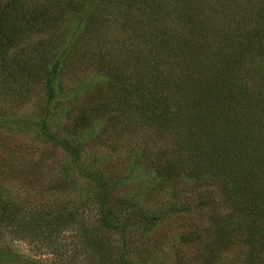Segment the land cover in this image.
<instances>
[{
	"label": "rangeland",
	"instance_id": "374dc122",
	"mask_svg": "<svg viewBox=\"0 0 264 264\" xmlns=\"http://www.w3.org/2000/svg\"><path fill=\"white\" fill-rule=\"evenodd\" d=\"M180 1L149 0L143 8L133 0H111L112 6L80 0L69 9L64 24L70 38L64 48L70 53V39L75 40L93 10L104 13L103 8L115 31V41L104 48L112 56L100 65L97 56L79 59L86 54L80 50L65 55L71 57L65 87L47 117L42 83L21 75L3 86L0 264H264V173L243 194L260 200L245 204L228 191L234 179L215 173L223 169L220 162L210 164L209 155L193 161L187 152L175 157L177 142L170 134L129 128L125 121H108L110 116L99 112H90L85 124L75 122L79 116L65 118L71 106L69 117L101 95L102 82L111 71L119 74L113 64L132 48L128 36L140 15L150 13L144 18L149 24L159 11L163 27L171 31L193 20L182 19ZM7 2L0 0V12ZM22 2L24 7L50 4ZM182 2L188 8L194 5ZM197 2L203 12L212 11L213 21L202 22L208 31L244 24L243 32L250 33L263 27L264 17L255 14L264 12V0ZM263 39L249 51L242 68L250 86L245 91L253 96L256 89L264 91ZM9 56H16L21 65L37 63L31 52ZM14 65L10 71H17ZM203 150L209 154L207 146Z\"/></svg>",
	"mask_w": 264,
	"mask_h": 264
},
{
	"label": "trees",
	"instance_id": "16d2710c",
	"mask_svg": "<svg viewBox=\"0 0 264 264\" xmlns=\"http://www.w3.org/2000/svg\"><path fill=\"white\" fill-rule=\"evenodd\" d=\"M79 1L50 0V4L24 7L22 0H8L0 12V93L12 79L18 81L17 76L28 75L31 81L43 84L47 117L65 87L66 63L71 58L65 55H77L80 50L86 54L79 59L97 56L100 65L111 59L104 48L115 41V31L103 8L104 13L93 10L75 40L70 39L74 47L70 53L64 48L70 38L69 26L64 24L66 12ZM101 1L112 6L111 0ZM148 1L142 4V0H133L135 6L139 3L143 8ZM189 1L194 2L189 8L179 2L184 5L180 7L182 19H193L178 25L183 34L163 27L159 11L149 24L144 18L150 13L140 15L141 21L130 28L133 33L128 36L132 48L117 56L113 64L119 74L105 66L111 72L102 82L101 95L90 98L78 115L69 117L71 106L65 118L72 121L79 116L75 122L85 124L91 119L90 112H99L110 116L108 121H125L129 128L141 127L158 136L170 134L177 142L175 157L187 152L194 161V157L209 155L210 164L223 165L215 171L220 178L234 179L229 193H236L245 204H254L260 197L249 192L245 198L243 194L253 179L264 173V91L256 89L254 96L245 91L250 86L242 68L248 64L249 51L261 43L264 24L250 33L243 32L244 24L241 28L225 27L223 32L215 27L208 31L202 22L213 21L212 11L203 12L197 0ZM257 15L264 17V12ZM234 47L239 50L229 54L227 50ZM27 51L37 57V63L21 65L16 56L7 58L29 55ZM14 64L17 71H10ZM45 123L41 125L44 133ZM205 146L209 154L204 152Z\"/></svg>",
	"mask_w": 264,
	"mask_h": 264
}]
</instances>
